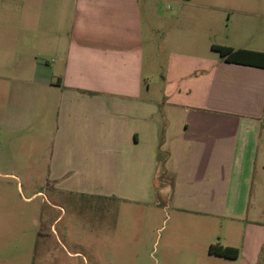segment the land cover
Masks as SVG:
<instances>
[{
  "label": "crops",
  "instance_id": "0c3cea01",
  "mask_svg": "<svg viewBox=\"0 0 264 264\" xmlns=\"http://www.w3.org/2000/svg\"><path fill=\"white\" fill-rule=\"evenodd\" d=\"M142 13L141 0H0V136L29 129L32 165L45 158L61 193L154 203L165 185L207 262L264 264V67L172 51L154 81Z\"/></svg>",
  "mask_w": 264,
  "mask_h": 264
},
{
  "label": "rangeland",
  "instance_id": "374dc122",
  "mask_svg": "<svg viewBox=\"0 0 264 264\" xmlns=\"http://www.w3.org/2000/svg\"><path fill=\"white\" fill-rule=\"evenodd\" d=\"M141 4L154 81L161 80L159 66L168 69L172 51L216 59L221 56L212 44L264 43V17L256 15L264 12V0ZM30 139L29 129L0 136V264H24L26 256L25 264H210L204 242L189 235L204 230L183 221L189 215L166 202L165 185L154 203L58 192L48 181L45 158L32 165Z\"/></svg>",
  "mask_w": 264,
  "mask_h": 264
},
{
  "label": "trees",
  "instance_id": "16d2710c",
  "mask_svg": "<svg viewBox=\"0 0 264 264\" xmlns=\"http://www.w3.org/2000/svg\"><path fill=\"white\" fill-rule=\"evenodd\" d=\"M212 49L219 52L220 56L228 62H237L242 64L256 65L264 67V51H256L245 48H233L225 45L212 44ZM166 157L163 158L164 163ZM208 253L224 258H236L238 250L231 246H222L211 244L208 247Z\"/></svg>",
  "mask_w": 264,
  "mask_h": 264
}]
</instances>
